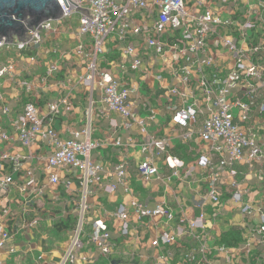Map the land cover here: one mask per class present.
Listing matches in <instances>:
<instances>
[{
    "label": "crops",
    "instance_id": "obj_1",
    "mask_svg": "<svg viewBox=\"0 0 264 264\" xmlns=\"http://www.w3.org/2000/svg\"><path fill=\"white\" fill-rule=\"evenodd\" d=\"M260 2L236 0L224 5L211 0H187L189 13L197 16L211 9L222 21L233 23L218 28L208 40L207 56L220 69V79L233 67L224 40L238 38L233 26L251 9L264 21ZM43 38L41 45L24 52L8 55L4 49L0 50V68L12 67L0 79V134L9 136L7 141L0 140V153L24 158L20 171L13 175L18 185L24 181L25 173L32 171L43 186V194L31 199L14 185L0 201V223L13 235L0 248V264H60L84 207L83 247L73 264H264V233L259 232L264 216V166L235 165L232 168L237 173L235 177L231 176L230 168L225 169L219 206L208 198L207 172L199 167V159L210 150L199 134L212 105L195 88L198 81L210 79L214 69L193 70L194 81L189 89L182 83L179 68L185 57L170 49L175 43L173 37H164L162 55L146 48L143 37H131L127 44L110 37L99 66L131 90L128 104L135 119H129L102 102L97 83L85 84L87 61L79 46L93 42L79 34L78 17L55 24L51 32L43 33ZM253 38L254 42H263L264 28L253 34ZM126 45L141 53L142 65L138 71L128 67ZM176 55L180 58L178 62ZM173 87H178L186 98L172 96ZM62 101L69 103V109ZM59 103L60 113L52 114L50 106ZM26 104H34L43 117L51 120L62 139H72L84 130L91 113V135L79 139H90L99 145L92 154L93 161L102 167L98 180L85 188L81 172L48 171L53 149L40 137L30 147L19 143L14 122ZM192 106L197 111L196 120L187 126L176 123L178 111ZM5 107L12 111L9 117L1 113ZM259 120L256 116L253 126ZM153 140L165 141L167 153L157 156L153 150L145 154L143 147ZM169 156L182 166L171 169L166 162ZM147 157L153 158L159 172L143 178L138 166ZM122 164L126 166L124 178L118 175ZM4 170L1 176L11 174L8 166ZM52 174L60 179L56 185L50 181ZM112 187L115 189L111 190ZM237 191L244 193V203L254 208L253 215H244L241 205L233 200ZM134 203L151 210L158 206L167 208L173 219L162 216L140 219ZM122 208L128 214L126 222L118 216ZM6 209L14 217L12 220L2 217ZM201 215H204L202 222ZM34 221L37 224L30 226ZM97 221L106 224L110 231L112 248L108 256L90 243L92 226ZM194 221L202 226L195 231L189 226ZM165 237L176 240L166 244ZM189 256L193 257L192 262L188 261Z\"/></svg>",
    "mask_w": 264,
    "mask_h": 264
},
{
    "label": "built area",
    "instance_id": "obj_2",
    "mask_svg": "<svg viewBox=\"0 0 264 264\" xmlns=\"http://www.w3.org/2000/svg\"><path fill=\"white\" fill-rule=\"evenodd\" d=\"M66 1V2H65ZM228 5L236 0H211ZM63 11L60 21L43 22L39 28L29 31L23 41L17 39L13 44L0 43V50L4 49L8 55L15 52H24L41 45L44 41L43 33L51 32L54 25L63 21H70L78 17L79 34L93 42L91 45L81 44L79 51L84 53L87 61L88 75L84 82L88 86L97 83L102 92V102L111 111L119 113L124 118L135 119L131 112L128 100L131 90L122 85L111 75L101 70L100 58L104 56L107 39L115 38L120 43H129L131 37H143L145 46L153 49L157 55L165 52L163 39L171 36L175 43L170 49L179 51L180 57H185L179 68L183 75L182 83L189 87L194 81L193 70L214 69L210 79L198 81L196 90L202 91L210 100L209 115L200 130V139L210 145V150L203 153L199 159V167L207 172L208 198L215 205H221L222 198L219 192L222 173L230 168L232 177L237 175L232 170L235 165L241 163H258L264 166V41L254 42L253 34L264 28V21L258 12L249 10L243 13L242 20L234 27L238 38L224 40V46L231 53L233 67L229 69L225 78L220 79L212 57L207 56L208 40L220 27L232 26L233 23L222 21L211 9H205L199 15L189 13L187 0H59ZM238 8L239 5L235 4ZM259 7L264 10V0ZM242 42V43H238ZM125 56L128 67L132 71H138L142 65V56L138 49L126 45ZM175 61H180L176 55ZM11 66L0 68V79L6 77ZM205 77V76H204ZM172 96L183 98L178 87L171 89ZM66 108L67 101L61 102ZM61 104L50 106L52 114L60 113ZM69 109V108H67ZM1 113L9 117L12 111L5 107ZM197 111L194 107L184 108L178 111L175 122L181 126H187L196 120ZM260 120L253 126L254 118ZM238 121V122H236ZM144 125V122H139ZM14 129L18 133L19 143L23 147L32 146L40 137L52 147L53 153L48 159L47 170L70 169L81 172L82 185L87 188L90 183L98 180L102 171L101 165L94 162L92 154L99 145L95 141L80 140L79 137L91 135V113H88V125L84 130L74 135L72 139H62L52 127V121L43 117L34 104H26L23 112L14 122ZM6 133L0 134V140H8ZM117 146L120 143L117 142ZM167 144L163 140H153L150 145L143 147L145 154L155 150L157 156L167 153ZM24 158L20 155L7 152L0 153V201L14 185L18 183L13 175L21 169ZM171 169L180 168L182 164L172 157L166 159ZM9 167L11 174L1 176ZM120 178L125 177L126 166L118 168ZM138 171L143 178H150L158 174V167L153 164V158L147 157L138 166ZM52 184H58L60 179L52 174ZM69 185V184H66ZM21 193L35 199L43 194V186L38 183L34 173L27 171L24 181L18 185ZM112 187L111 190H114ZM244 193L237 191L233 200L241 205L244 215L254 214V208L244 203ZM134 211L141 218L162 216L173 219L171 211L158 206L155 209H147L134 203ZM85 207L74 231L71 243L64 254L60 264H73L79 251L83 247L82 234L84 226ZM118 216L126 222L128 214L125 209L118 212ZM2 217L12 220L14 217L9 210H4ZM204 215L200 216L202 222ZM34 221L30 226L36 225ZM192 230L202 227L197 221L190 222ZM127 226H124V233ZM264 233V216L259 228ZM0 248L4 247L13 235L0 223ZM90 243L97 248L102 255L111 253V235L109 228L101 221L94 222L90 234ZM175 237H165L166 244L174 243ZM192 262L193 257H187Z\"/></svg>",
    "mask_w": 264,
    "mask_h": 264
},
{
    "label": "water",
    "instance_id": "obj_3",
    "mask_svg": "<svg viewBox=\"0 0 264 264\" xmlns=\"http://www.w3.org/2000/svg\"><path fill=\"white\" fill-rule=\"evenodd\" d=\"M62 13L59 0H0V43L23 41L43 22L60 21Z\"/></svg>",
    "mask_w": 264,
    "mask_h": 264
}]
</instances>
